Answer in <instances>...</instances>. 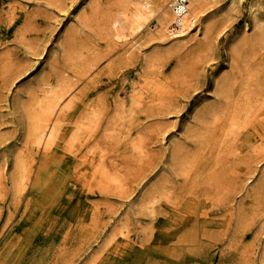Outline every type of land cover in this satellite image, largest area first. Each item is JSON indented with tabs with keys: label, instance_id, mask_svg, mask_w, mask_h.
I'll return each instance as SVG.
<instances>
[{
	"label": "bare ground",
	"instance_id": "1",
	"mask_svg": "<svg viewBox=\"0 0 264 264\" xmlns=\"http://www.w3.org/2000/svg\"><path fill=\"white\" fill-rule=\"evenodd\" d=\"M171 1L94 0L90 10L81 8L66 25V37L60 43L67 59L66 69L61 72L51 60L55 52L47 51L38 76L16 91L13 105L20 112L25 131L11 151L12 161L9 155L0 157V199L11 191L21 201L13 209L19 210L20 204L23 207V232L15 243H22L24 235L34 229L56 228L52 218V222H43L44 217L53 214L60 215L59 222L68 229L81 226L89 231L95 222L98 227L102 215L101 203L89 200L92 194H133L126 186L122 169L115 160L110 161L108 152L110 148L124 147L123 156L143 155L147 136L139 133V137H133L125 127V105L115 108L109 116L97 100L88 98L89 87L77 91L78 82L93 71L98 58L115 55L107 68L110 75L141 64V74L131 83L133 104L161 97L163 70L158 60L167 52L211 38L217 14L208 13L222 2L188 0V13L181 18L169 7ZM235 2L228 0L226 7ZM248 16L227 49L223 73L226 69L229 72L215 81V102L203 105L190 123L175 130L169 142L162 144L163 156L167 158L164 168H171L175 178L183 176L190 184L198 182L202 171L212 167L218 171L223 164L236 160L254 173L264 160V0L253 1ZM14 31L20 36L18 29ZM99 40L103 43L101 48L95 43ZM6 62L5 54L1 55L0 63ZM156 178L155 182L151 179L142 185L137 198L131 199L129 210L112 224L110 233H115L105 238L91 256L95 264H103L102 258L97 261L100 254L105 258L109 251L127 253L131 242L124 229L130 214L148 217L150 230L164 229L161 217L169 213L170 219L176 218L182 224L211 223L204 208L208 206L205 201L213 204L214 199H186L170 207L163 201L172 202V179L158 175ZM249 183L243 184L240 212L245 217L241 214L239 222L253 224L263 215L260 225L264 229V168L260 167ZM222 192L217 193L220 200ZM1 215L0 210V218ZM8 253L5 250L8 260L0 262L15 264L13 255ZM105 259L117 264L111 257ZM258 259L259 264H264V241Z\"/></svg>",
	"mask_w": 264,
	"mask_h": 264
},
{
	"label": "rangeland",
	"instance_id": "2",
	"mask_svg": "<svg viewBox=\"0 0 264 264\" xmlns=\"http://www.w3.org/2000/svg\"><path fill=\"white\" fill-rule=\"evenodd\" d=\"M227 1L222 0L208 13L217 14L211 38L200 39L198 44L189 43L160 57L158 61L163 70L161 81L164 90L163 95L153 102L135 105L131 98V83L141 74V64L129 65L119 74L110 75L107 68L115 55L97 59L99 62L93 71L79 80L77 91L89 87L88 98L97 100L109 116L116 111L115 108L121 109L120 106L125 105V127L133 137H139L141 133L147 136V148L143 155L123 156L124 147L118 150L110 148L108 152L110 161L115 160L122 169L126 186L133 194L128 197L92 194L89 200L101 203L102 215L98 227H95V222L89 231L81 226L68 229L59 222L60 215L53 214L44 217L43 222H52L53 219L56 228L44 226L34 229L28 232L29 236L26 233L25 239L18 244L15 240L21 238L23 232L20 222L23 207L20 204L19 210L15 211L13 206L20 200L11 191L7 192L0 199V261L8 260L9 256L4 254L7 250L13 255L15 264H95L96 260H91V256L103 245L105 238L115 233H110L112 224L129 210L131 199L137 198L142 185L151 179L155 182L158 175L172 179V202L163 201L170 207L186 199H214L216 202L213 204L205 201L208 206L204 208V212L209 213L206 219L211 223L202 225L197 221L196 225L182 224L176 218L170 219L172 214L169 213L161 217L165 221L164 229L150 230L151 220L148 217L130 214L124 231L130 236L131 246L125 254L109 251L105 253V258L111 257L117 264L120 261L123 264H259L258 257L264 241V229L260 225L263 215L253 224L251 221L241 223L239 218L241 214L245 217L240 212L243 184L250 185L249 181L255 179L260 167L264 168V160L257 168L253 164L256 168L254 173L252 169L248 171L238 165L236 160L226 166L223 164L218 171L212 167L203 170L199 181L191 184L184 181L183 176L175 178L171 168H164L167 158L163 156L162 144L169 142L175 130L190 123L203 105L215 102L212 96L215 81L229 72L226 69L223 73L229 44L249 20V7L256 0H236L230 8L226 7ZM93 2L0 0V56L5 54L7 61L0 63V157L9 155L12 161L11 151L25 131L20 112L13 105L16 91L38 76L47 51L55 52L56 56L51 60L61 68V72L66 69L67 59H64L60 45L66 37V25L81 8L90 10ZM15 29L20 31V36ZM95 43L97 48L103 46L100 40ZM51 79L54 80V77ZM232 170L235 171L229 173ZM218 190L223 191L221 200L217 196ZM201 212L202 215L204 212ZM101 255L97 261L102 258L103 264H109Z\"/></svg>",
	"mask_w": 264,
	"mask_h": 264
},
{
	"label": "built area",
	"instance_id": "3",
	"mask_svg": "<svg viewBox=\"0 0 264 264\" xmlns=\"http://www.w3.org/2000/svg\"><path fill=\"white\" fill-rule=\"evenodd\" d=\"M188 0H172L170 3V8L179 14V17L183 18L189 10ZM181 25V22L179 23Z\"/></svg>",
	"mask_w": 264,
	"mask_h": 264
}]
</instances>
